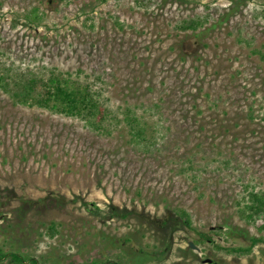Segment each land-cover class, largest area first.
Returning a JSON list of instances; mask_svg holds the SVG:
<instances>
[{
    "label": "rangeland",
    "instance_id": "1",
    "mask_svg": "<svg viewBox=\"0 0 264 264\" xmlns=\"http://www.w3.org/2000/svg\"><path fill=\"white\" fill-rule=\"evenodd\" d=\"M0 55L30 77L90 84L108 112L95 129L0 89V251L264 264V243L230 251L264 241L241 215L264 194V0H0Z\"/></svg>",
    "mask_w": 264,
    "mask_h": 264
},
{
    "label": "trees",
    "instance_id": "2",
    "mask_svg": "<svg viewBox=\"0 0 264 264\" xmlns=\"http://www.w3.org/2000/svg\"><path fill=\"white\" fill-rule=\"evenodd\" d=\"M202 22L198 20L184 21L181 25L183 30L196 31ZM1 56V55H0ZM0 63V89L10 93L16 103L23 105L37 106L48 109L68 117H75L87 121L95 129L100 127V121H104L107 111L102 93L95 90L90 84L85 86L73 83L70 74L60 73L58 75L45 77L28 76L25 72L6 66ZM127 124L130 127V134L135 139H143L144 130L139 127L136 118L127 116ZM89 208V204H86ZM90 209V208H89ZM102 218L128 217L118 209H102L97 206L92 210ZM184 224L191 227V218L186 211L178 212ZM241 215L248 223L253 224L260 232H264V194L251 192L248 202L241 208ZM57 226L52 224L48 228L50 236L57 234ZM264 243L261 238H251V245L247 248H233L230 251L236 253H251L252 249ZM8 259L13 264H52L38 257H27L17 252L3 253L0 251V261ZM83 264H121L119 261L108 259L106 261H90Z\"/></svg>",
    "mask_w": 264,
    "mask_h": 264
},
{
    "label": "water",
    "instance_id": "3",
    "mask_svg": "<svg viewBox=\"0 0 264 264\" xmlns=\"http://www.w3.org/2000/svg\"><path fill=\"white\" fill-rule=\"evenodd\" d=\"M190 248L194 249V250H197V251H200V249L195 246L193 244V242H190L189 244ZM203 264H219L218 262H216L215 260L211 259V258H206L202 261Z\"/></svg>",
    "mask_w": 264,
    "mask_h": 264
}]
</instances>
